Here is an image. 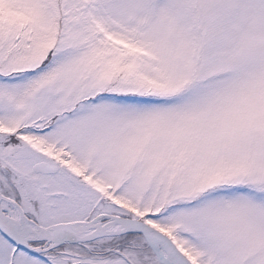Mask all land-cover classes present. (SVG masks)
I'll list each match as a JSON object with an SVG mask.
<instances>
[{
    "label": "snow or ice",
    "instance_id": "6c2138e0",
    "mask_svg": "<svg viewBox=\"0 0 264 264\" xmlns=\"http://www.w3.org/2000/svg\"><path fill=\"white\" fill-rule=\"evenodd\" d=\"M0 264H264V0H0Z\"/></svg>",
    "mask_w": 264,
    "mask_h": 264
}]
</instances>
